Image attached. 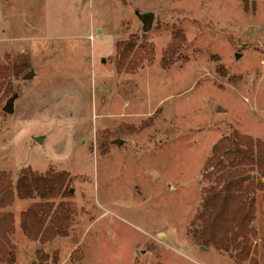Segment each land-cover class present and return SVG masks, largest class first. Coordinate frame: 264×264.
Returning <instances> with one entry per match:
<instances>
[{
  "label": "rangeland",
  "instance_id": "obj_1",
  "mask_svg": "<svg viewBox=\"0 0 264 264\" xmlns=\"http://www.w3.org/2000/svg\"><path fill=\"white\" fill-rule=\"evenodd\" d=\"M0 69V172H67L74 213L41 244L17 200L15 264H236L194 238L206 191L235 170L254 184L264 264V175L210 162L223 138L264 142V0H0Z\"/></svg>",
  "mask_w": 264,
  "mask_h": 264
},
{
  "label": "trees",
  "instance_id": "obj_2",
  "mask_svg": "<svg viewBox=\"0 0 264 264\" xmlns=\"http://www.w3.org/2000/svg\"><path fill=\"white\" fill-rule=\"evenodd\" d=\"M117 52L124 58L132 53L128 47ZM7 77L6 69H0V100L11 91L5 85ZM223 156H232L233 168L245 167L264 175V142L238 134L223 138L216 143L211 165L217 164L224 170L220 161ZM247 175V170H235L231 175L218 176L216 185L206 191L202 203L201 231L194 232L195 240L206 246L212 245L218 251H236V264H257L251 256L250 244L255 234L251 197L254 184ZM70 184V176L65 171L48 170L38 174L27 167L15 179L10 173L0 172V264L16 262L12 238L17 220L11 208L17 200L31 202L19 218V229L25 239L43 244L68 236L74 216L68 202L72 198Z\"/></svg>",
  "mask_w": 264,
  "mask_h": 264
},
{
  "label": "water",
  "instance_id": "obj_3",
  "mask_svg": "<svg viewBox=\"0 0 264 264\" xmlns=\"http://www.w3.org/2000/svg\"><path fill=\"white\" fill-rule=\"evenodd\" d=\"M139 19L142 21L143 23V31L144 33H148L151 29H152V26L154 24V15L152 13H148V14H143V15H140L139 16ZM29 76H33V74H29L27 77ZM27 77H25V79L27 80ZM15 96H13L12 98L8 99L7 100V105L6 107L4 108V113L5 114H12L13 111H14V108H13V101L15 100ZM38 143L39 142H42V139L41 138H37L35 139ZM120 144H122V141H118L117 142V145L120 146ZM250 178V176H248V179Z\"/></svg>",
  "mask_w": 264,
  "mask_h": 264
}]
</instances>
